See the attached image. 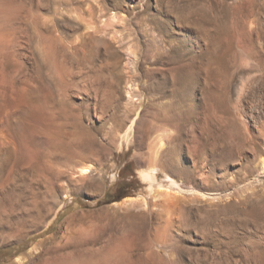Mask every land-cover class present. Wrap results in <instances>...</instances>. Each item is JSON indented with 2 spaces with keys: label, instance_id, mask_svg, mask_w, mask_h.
<instances>
[{
  "label": "rangeland",
  "instance_id": "rangeland-1",
  "mask_svg": "<svg viewBox=\"0 0 264 264\" xmlns=\"http://www.w3.org/2000/svg\"><path fill=\"white\" fill-rule=\"evenodd\" d=\"M263 157L264 0H0V264H264Z\"/></svg>",
  "mask_w": 264,
  "mask_h": 264
},
{
  "label": "bare ground",
  "instance_id": "bare-ground-1",
  "mask_svg": "<svg viewBox=\"0 0 264 264\" xmlns=\"http://www.w3.org/2000/svg\"><path fill=\"white\" fill-rule=\"evenodd\" d=\"M5 10V9H4ZM11 10V9H10ZM5 13V12H4ZM92 24V23H91ZM86 28H93V26H91L90 24H88V25H86ZM86 31V30H85ZM83 33V32H82ZM87 33H92V32H90V31H88ZM86 34V33H85ZM92 35V34H91ZM82 36V35H81ZM90 36V35H89ZM96 36V35H95ZM93 37V36H92ZM93 38H95V37H93ZM87 39V38H86ZM83 41V40H82ZM84 41H86V40H84ZM84 43V42H83ZM144 100V99H143ZM142 103V102H141ZM163 134V133H162ZM162 136V135H161ZM164 136V135H163ZM165 137V136H164ZM155 146L154 147H156L157 149H155L154 148V150L155 151H157V152H155V153H157L156 154V156L158 155V153L160 152L159 150L165 145V143H164V139H163V137H160L158 140H157V142H156V144H154ZM83 146L84 147H86L84 144H83ZM78 151V150H77ZM158 157V156H157ZM157 157H154V159L156 160V158ZM73 159V158H72ZM155 160H154V162H155ZM71 161V160H70ZM261 164H262V167H263V169H264V157L261 159ZM80 168V167H79ZM92 170H93V168H92V165L90 164V163H88V164H84V165H82L81 166V168H80V174H87L88 172H92ZM152 172L151 173H148V177L151 179V177L153 176V178L155 177L153 174H156L155 172H156V168H152V170H151ZM155 180V178L153 179V181ZM70 219V218H69ZM70 224V223H69ZM66 227V226H65ZM115 249V248H114ZM113 249V250H114ZM87 262H88V260H87ZM96 263V262H95ZM49 264H63V263H61V262H58V261H54V262H50ZM65 264H71V263H65ZM77 264V263H76ZM92 264V263H91ZM94 264V263H93Z\"/></svg>",
  "mask_w": 264,
  "mask_h": 264
}]
</instances>
